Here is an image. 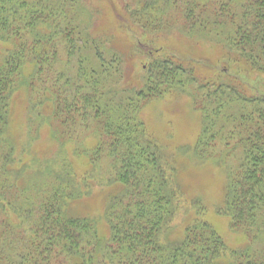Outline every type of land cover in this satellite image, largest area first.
Segmentation results:
<instances>
[{
	"label": "trees",
	"instance_id": "1",
	"mask_svg": "<svg viewBox=\"0 0 264 264\" xmlns=\"http://www.w3.org/2000/svg\"><path fill=\"white\" fill-rule=\"evenodd\" d=\"M117 1L126 22L80 0H0V264H264V94L241 82L264 78V0ZM168 31L214 42L223 72L199 78L200 59L163 54L156 44ZM139 48L148 60L129 69ZM171 93H188L199 114L183 152L200 167L235 160L215 207L239 234L235 248L140 120ZM17 107L27 122L11 135ZM99 197L101 215L76 213ZM180 200L184 219L173 226Z\"/></svg>",
	"mask_w": 264,
	"mask_h": 264
},
{
	"label": "rangeland",
	"instance_id": "2",
	"mask_svg": "<svg viewBox=\"0 0 264 264\" xmlns=\"http://www.w3.org/2000/svg\"><path fill=\"white\" fill-rule=\"evenodd\" d=\"M216 1L222 2L223 0ZM106 2L107 3L103 2L102 0H80V3H82L83 7L88 11L92 12V9L94 11L95 9L97 11L106 9L108 12H111L112 15H116V18H114L116 19V23L126 22L124 15H121V12H119V7L121 5L118 3V1L106 0ZM100 25L102 27H106L112 25V22L107 19H100ZM127 37L130 38L128 33L127 35H124V38ZM117 41L114 42L115 48L119 51H123L122 48L124 47V44H119ZM159 46L163 48L162 52L165 55L176 56L182 59H186L188 57L200 59L202 67H199L197 71L195 70L196 75L199 78L209 76L208 78L215 80L213 77L219 76L224 70L221 66L226 65L225 62L220 63L219 61H216L219 59V50L216 48L215 43L207 38L197 37L192 43L187 39H183L174 31H168L165 34H162L159 38L156 47ZM134 53L135 57L133 60L135 63L130 64L128 68L139 70V66L147 62V54L145 49L141 48H139V50H134ZM228 72L229 70L227 73ZM241 77V82L245 83L248 88H255V90L257 88L260 93L264 94V78L255 76L249 78L242 75ZM238 78H240V76H238ZM187 95L188 93H185L184 95L171 93L147 103L140 113V120L142 121L147 133L150 136H154V138L158 140L167 156H175L174 161H176V164L183 165V169L188 171L185 174L183 173L179 178L180 183L188 186L190 193L193 191V193L198 192L197 194H200V197L207 208V218L218 229L219 233L223 236V239L232 248H235L237 246L236 244L239 243H236L239 239V234L228 230L224 221L215 215V207L221 199L222 181L224 177L223 171L225 169L224 165L228 163L234 165L235 160L231 159V161L228 162L227 160L225 161L224 157V160L219 162L220 164H215L211 159V161H207L205 163V167H200L197 166L198 164H195L197 161H194V159L190 157V153H192V151H190V153L183 152L182 148L194 140L193 138L198 135L201 125L198 120L199 114L194 110V105L191 102L190 96ZM18 113H21L19 107L16 108V112L13 115V121L9 126L11 135H14L20 129L24 130L27 122V119L22 121L21 114ZM88 134L89 133H86L84 130H82V132H77L76 136H78L77 138L80 141L86 143L87 141L91 140V137ZM48 135L49 132L47 127H42L40 129L39 135L37 136L36 143L38 145V150L44 152L45 147L49 146L48 141L50 139ZM31 136L36 138L33 133ZM229 144H233V139L229 140ZM191 148L192 147H190L189 150H192ZM56 149L57 147L55 150ZM66 149L69 154H72L70 146H67ZM220 152H223V148L221 147L213 150V153L216 154H219ZM98 163L99 164L96 167L95 178H101L104 175L105 161L100 160ZM94 188H97V186ZM94 202V204L92 201L79 202L76 205V213L79 214L80 212L85 213L89 211L90 213H93V216L101 215V213L97 210L101 204L100 197L95 199ZM186 202L184 200H180L178 212H176L172 221L173 226H180V224L183 222L185 207L188 203ZM242 243L244 244L245 242ZM3 253V256L7 254L5 249L3 250Z\"/></svg>",
	"mask_w": 264,
	"mask_h": 264
}]
</instances>
